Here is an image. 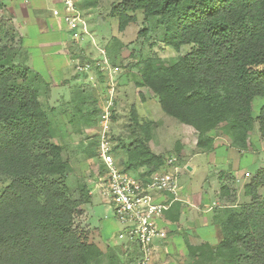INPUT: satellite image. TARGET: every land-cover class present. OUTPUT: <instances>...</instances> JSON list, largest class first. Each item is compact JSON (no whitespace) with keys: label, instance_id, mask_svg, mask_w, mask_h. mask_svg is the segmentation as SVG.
Segmentation results:
<instances>
[{"label":"trees","instance_id":"1","mask_svg":"<svg viewBox=\"0 0 264 264\" xmlns=\"http://www.w3.org/2000/svg\"><path fill=\"white\" fill-rule=\"evenodd\" d=\"M4 11L0 0V264H135L136 255L122 259L127 249L115 251L123 246L107 243L102 249L98 232L77 224L90 197L84 187L76 196L67 185L73 167L54 141L57 129L40 101L43 79L30 68ZM110 12L119 32L140 13L145 28L139 33L160 30V42L177 53L169 63L154 56L134 63L135 86L148 89L165 115L193 128L197 152L213 150L217 138L247 149L256 122L264 140V103L253 110L255 97L264 98V0H120ZM69 43L73 58L93 63ZM81 93L72 108L82 111L76 116L89 128L84 155L96 160L101 112L95 98ZM129 119L127 141L113 137L112 154L124 172L146 179L165 168V156L149 146L153 121L141 118L135 106ZM174 153L182 163L178 143ZM218 197L222 202L213 207L211 221L219 240L189 245V264H264V167L243 187L247 202L240 203L227 184ZM180 200L164 211L173 223Z\"/></svg>","mask_w":264,"mask_h":264},{"label":"rangeland","instance_id":"2","mask_svg":"<svg viewBox=\"0 0 264 264\" xmlns=\"http://www.w3.org/2000/svg\"><path fill=\"white\" fill-rule=\"evenodd\" d=\"M119 1L76 0L77 8L90 24L91 37L88 36L76 42L74 47L82 49V54L87 57L85 59L93 61V63H90L92 66L88 70L77 69V64L82 63V59L74 58L73 69L75 72L71 68L68 69L66 83H63V80L60 79L61 77L58 79L54 77L55 82H59V85L54 87L53 92L48 89V94H45V96L42 94L40 98L43 108L49 112V116L52 118L57 129L58 136L54 141L62 145L63 155L70 160L73 167V171L68 175L66 180L68 187L76 196L78 195V190L84 187L90 197V204H86L84 207L86 213H82L78 217L77 224L89 231L98 232L102 249H105L107 243L111 245L115 243L121 246L125 240L118 238V233L121 229L119 224L117 229H107V222L115 220L112 206L109 204V200L105 194L102 193V189L99 187V183H97L98 181L94 182L93 175L95 173H90L89 168H82L80 166V159L88 161L89 166H91L92 162L95 164L96 160L100 165V161L97 158L96 160L88 159L83 152V147L90 140L87 134L89 128L80 122L78 116L61 115L60 112L65 107L62 106V102L64 100L71 101L73 93L84 85L89 88L83 91L88 92L97 100L96 106L102 112L108 99V80L105 74L104 77L102 76V81L99 79V71L95 69V65L97 62L101 63L103 57L107 60L108 64L112 66L116 65L120 69L118 74L114 75L113 78L115 88L113 91V101L115 105L112 112L115 115V119L110 124L112 136L116 138L118 135H121L123 140L127 141L125 139L128 135L126 126L130 123L131 107L135 106L141 118L153 121L149 146L155 153L162 156L175 154L174 147L176 143L182 141L183 143L178 142L181 147L180 159L182 163H178L177 175L178 189L181 195L192 196L194 202L197 199L201 200L203 197L205 201L208 200L210 207H216L221 203L218 199L221 176L224 175V180L227 173H234L241 175L234 183L233 188L237 200L240 203L247 202L249 198L243 197V187L252 176V173L260 167H264V141L259 136L257 122L250 132L249 147L247 149L239 150L236 147L226 145L227 142L224 139L217 138L218 144L222 143L225 145L216 147L213 156L207 152H197L195 146L196 133L193 128L183 125L175 118L165 115L156 97L148 89L137 88L135 86L138 69L136 66H132L134 63L148 56L158 57L163 63H169L176 59L177 53L160 42L162 33L160 30L147 35L139 33L145 28L140 13H137V20L130 23L124 32H119L117 30L116 18L110 12L112 5ZM6 9L7 7L5 6V11L2 15L3 20L9 28L10 26L14 27L17 40L20 37L14 25L17 20L15 22L14 19H11L10 11ZM29 35V44L35 43L33 39L34 32L31 28ZM31 52L34 64L40 66L41 64H38L36 58L38 52L35 50ZM181 52H183V49ZM80 67L82 66L80 65ZM30 68L34 70L32 65ZM74 73H80L79 77L73 78ZM44 81L52 83V80L49 78L44 79ZM56 100H59V103ZM262 103H264V98L255 97L253 101L254 113L257 112ZM185 129L187 130L185 131ZM94 138L96 139L97 137ZM114 159L118 163L119 158L114 156ZM118 166L120 167L119 164ZM92 171H94L93 167ZM88 175L91 180L87 179ZM194 202L190 199L187 201V205L192 211L201 212L202 203L197 207ZM212 209H209L207 213H202V215H205L206 219L204 220L206 222H211L212 220ZM195 216V213L191 215L185 213L179 220V229L172 228V232L167 230L164 241L161 239L159 242H154V246L149 254L148 264H189L191 258L188 253L189 245L205 241L214 244L219 240L217 228L212 225H203L204 223H201L202 219L200 218L201 220H199L198 217L195 219ZM102 233L105 237L104 240L101 237ZM113 247L117 246L113 245ZM120 249L124 250L125 247H117L115 251L120 253ZM128 250L136 252L135 254L131 252L123 254L122 259L125 262H128L133 256L138 255L136 245L129 243Z\"/></svg>","mask_w":264,"mask_h":264},{"label":"built area","instance_id":"3","mask_svg":"<svg viewBox=\"0 0 264 264\" xmlns=\"http://www.w3.org/2000/svg\"><path fill=\"white\" fill-rule=\"evenodd\" d=\"M23 1L27 3L30 0ZM60 3L63 8L62 22L70 39L76 43L88 36L91 37L88 21L77 8L76 0H60ZM91 66L89 62H82L77 64V69L88 70ZM95 67L103 77L105 74L109 87L107 104L103 107L96 127L97 159L103 165L102 171L98 173L97 183L108 198L113 216L121 228L118 238L137 246L135 264H148L154 242L166 237V231L159 225V221L164 211L178 199V158L175 154L166 155L165 168H160L146 179L124 172L118 166L112 154L115 141L110 124L114 106L113 78L120 69L116 65L108 64L104 57Z\"/></svg>","mask_w":264,"mask_h":264},{"label":"crops","instance_id":"4","mask_svg":"<svg viewBox=\"0 0 264 264\" xmlns=\"http://www.w3.org/2000/svg\"><path fill=\"white\" fill-rule=\"evenodd\" d=\"M5 3V6L7 7L6 10L9 9L11 19H14V21L17 22L14 23L15 28L17 29L20 37L22 38V45L23 48L26 50L28 55V64L31 67L33 66L35 72H38L42 79L43 84L40 88V98L42 94H48V89L52 90L54 87L59 85V82H55L54 77L57 79L60 78L63 80V83H66V75L68 73V69H73V56L70 53L69 49V35L68 31L66 30L65 26L63 25L61 16L63 15V8L61 6L60 0H53V1H46V0H30L29 2L25 3L23 0H2ZM15 11V12H14ZM13 21V20H12ZM89 24V23H88ZM94 25V23H93ZM90 27V24H89ZM30 28L33 30L34 35L33 39L35 40V43L29 44L28 39L30 38L29 31ZM32 50H35L38 52L37 54V60L38 64H41L40 66H36L34 64V58L32 54ZM82 57V56H81ZM79 57L80 59H83ZM55 58V59H54ZM78 58V59H79ZM82 76V74H81ZM53 77V78H52ZM76 77H79L78 74H73V78L76 79ZM49 78L52 80L51 82H45L44 79ZM84 85V83H83ZM89 88L87 86H81L78 91H75L73 93V98L71 101H63L62 106H65L64 109L60 112L61 115H80L82 112L79 109H76L75 107L72 108V104L79 103L80 100L83 98V94L81 93L82 90ZM90 97H93L89 94ZM88 96V97H89ZM94 98V97H93ZM59 103V100H56ZM187 129H185L186 131ZM264 141V140H263ZM179 143H183L182 141H178ZM177 142V143H178ZM220 145L225 144H218V139L215 140L214 149L210 151H206L210 155H214L216 147ZM205 152V153H206ZM157 154V153H156ZM88 164V165H87ZM80 166L82 168L86 167L89 168L90 173H95L94 176V182L98 181V164L97 161L95 164H91L89 166V162L85 159H80ZM92 167L94 171H92ZM136 175V174H134ZM241 175L237 174H230L227 173V176L225 175V179L223 180L224 175L221 176L219 180V188L221 184H227L231 190L234 188V183L239 179ZM84 177H86L84 175ZM87 179L91 180L89 175L87 176ZM233 184V186H232ZM97 195V194H96ZM93 196V195H92ZM180 197V217L184 216L185 213H188L189 215L195 213V219L196 217L199 218V220L202 219L201 223H204L203 225L209 226L212 225L211 222H206L204 219L205 215H202V213H207L209 209H212L213 207H210V204L208 203V200H204L203 197L201 200H196L194 202V199L190 195H181L179 192ZM195 203V205L198 207V205L202 207V211L197 213L191 210V208L187 205V201L190 200ZM219 202H222L220 198ZM204 202V203H203ZM91 203H92V197H91ZM90 204V203H88ZM219 205V204H218ZM217 205V206H218ZM85 205L82 206L83 214L86 213L85 211ZM201 214V215H200ZM201 218V219H200ZM198 220V221H199ZM196 222V220H195ZM107 229L116 228L118 227V223L116 220L108 221L107 222ZM159 225L165 230V231H173L172 228L179 229V221L178 223H173L172 221L165 218L164 214L161 217L159 221ZM176 229V230H177ZM167 235V234H166ZM102 239L104 240L103 233L101 234ZM166 238V237H165ZM164 238V239H165ZM163 239V241H164ZM159 242V240H157ZM104 242H102L103 244ZM107 243V242H106ZM112 245L118 246L115 243ZM121 246L125 249H127V253L131 252L132 254H135L136 251H130L128 250L129 244L125 242H122Z\"/></svg>","mask_w":264,"mask_h":264},{"label":"water","instance_id":"5","mask_svg":"<svg viewBox=\"0 0 264 264\" xmlns=\"http://www.w3.org/2000/svg\"><path fill=\"white\" fill-rule=\"evenodd\" d=\"M189 168V167H188Z\"/></svg>","mask_w":264,"mask_h":264}]
</instances>
